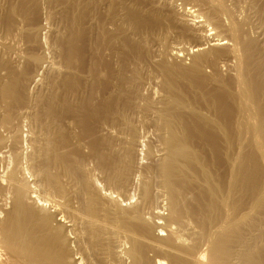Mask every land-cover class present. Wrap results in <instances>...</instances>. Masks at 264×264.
Here are the masks:
<instances>
[{"label":"bare ground","instance_id":"6f19581e","mask_svg":"<svg viewBox=\"0 0 264 264\" xmlns=\"http://www.w3.org/2000/svg\"><path fill=\"white\" fill-rule=\"evenodd\" d=\"M0 264H264V0H0Z\"/></svg>","mask_w":264,"mask_h":264},{"label":"rangeland","instance_id":"374dc122","mask_svg":"<svg viewBox=\"0 0 264 264\" xmlns=\"http://www.w3.org/2000/svg\"><path fill=\"white\" fill-rule=\"evenodd\" d=\"M50 211H51V209H50ZM60 216H57V218H59Z\"/></svg>","mask_w":264,"mask_h":264}]
</instances>
